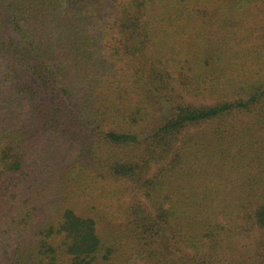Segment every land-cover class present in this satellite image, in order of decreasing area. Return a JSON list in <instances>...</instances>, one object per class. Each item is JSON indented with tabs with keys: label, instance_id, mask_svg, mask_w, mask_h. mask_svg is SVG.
I'll return each instance as SVG.
<instances>
[{
	"label": "trees",
	"instance_id": "16d2710c",
	"mask_svg": "<svg viewBox=\"0 0 264 264\" xmlns=\"http://www.w3.org/2000/svg\"><path fill=\"white\" fill-rule=\"evenodd\" d=\"M0 264H264V0H0Z\"/></svg>",
	"mask_w": 264,
	"mask_h": 264
},
{
	"label": "rangeland",
	"instance_id": "374dc122",
	"mask_svg": "<svg viewBox=\"0 0 264 264\" xmlns=\"http://www.w3.org/2000/svg\"><path fill=\"white\" fill-rule=\"evenodd\" d=\"M252 25H253V23H252Z\"/></svg>",
	"mask_w": 264,
	"mask_h": 264
}]
</instances>
